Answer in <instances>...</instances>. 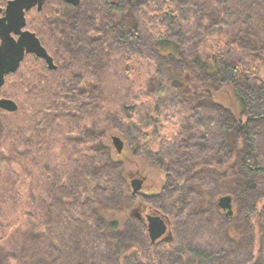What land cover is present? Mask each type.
<instances>
[{
    "label": "trees",
    "instance_id": "trees-1",
    "mask_svg": "<svg viewBox=\"0 0 264 264\" xmlns=\"http://www.w3.org/2000/svg\"><path fill=\"white\" fill-rule=\"evenodd\" d=\"M101 7L102 18L88 16L84 26L103 30L106 43H111L115 52L125 56L132 52L136 59H157L158 75L149 80L145 90L155 101L149 112L137 119L144 124L148 118L157 122L160 115L182 118L180 138L175 143H162L157 151L144 148L166 171L167 181L160 193L155 190L146 200L156 198L162 210L168 205L171 213L180 217L186 203H196L211 186L213 192L215 179H227L241 205L238 223H246L247 230L232 244L215 228L221 240L212 245H186L172 252L147 247L145 255L140 254L145 247L135 251L127 226L121 229L118 222H109L105 217L106 211L125 206L118 205L121 196L131 200L124 195L118 164L112 158L107 160V130L114 124L121 125L135 109L124 103L122 113L109 111L104 115L105 119H113L103 123L109 128H101L96 150L91 149L97 154L96 180L106 179V184L98 185L96 192L88 195L83 183L90 172L82 168L67 187L83 218L80 229L60 237L56 245L54 234L40 233L31 224L18 237L10 238L5 244L10 247L7 251L0 248V264H88L76 256L74 248L79 246L91 254V264H264V206L258 208L264 200V36L258 33L260 22H264V0H103ZM83 37L87 46L83 43L79 55L99 57L97 47H93L99 40L92 41L86 33ZM192 99H197V105L206 103L213 109L201 111ZM190 103L193 105L188 110ZM131 133L125 131L127 141L133 138ZM83 154L87 155V150ZM92 163L88 164L90 170ZM211 166L214 175L203 179V171L211 170ZM197 207L193 205L188 215L197 213ZM47 214L48 232L51 213ZM256 226L261 246L254 256ZM243 239H247L248 252L243 250ZM132 255L137 260H132Z\"/></svg>",
    "mask_w": 264,
    "mask_h": 264
},
{
    "label": "rangeland",
    "instance_id": "rangeland-1",
    "mask_svg": "<svg viewBox=\"0 0 264 264\" xmlns=\"http://www.w3.org/2000/svg\"><path fill=\"white\" fill-rule=\"evenodd\" d=\"M7 1L10 0H0V8L5 9ZM42 2L43 0H38L37 3L35 1L31 8L37 6L41 9ZM102 4L103 0H79L77 6L66 0H51L46 3L42 12L33 9L31 13V8L24 12L25 26L21 32H29L37 38L41 47L52 58L56 69L50 70L46 60L33 53L25 54L17 72L5 76V83L0 91V99L11 100L18 107L16 112L0 109V244L4 243L0 248L7 251L10 247L5 244L10 238L13 235L18 237L31 224L40 233L54 234L56 245L60 242V237L80 229L78 226L83 218L79 217L80 211L75 207L72 190L67 187L71 177L82 168L90 172H85L87 178L83 183L88 195L94 194L98 185L106 184V179L101 182L96 180V138L101 128H109V125L104 126L103 123L112 117L105 119L104 115L109 111H112L110 114L122 113L124 103L134 105L135 109L133 115L124 117L121 125L114 124L107 130V160L112 158L118 164L120 179L124 181V195H128L131 200L129 202L121 196L118 205L125 206L106 211L107 220L118 222L121 229L127 226V236L135 242V251L139 247H145L143 253H140L144 255L148 252L147 247L172 252L186 245H212L221 240L219 233L215 235V228L228 244L238 242L243 238V231L247 227L246 223H238L241 220V205L227 179H215L217 184L212 189L213 192L211 186L210 192L203 191L204 196L197 199L198 203H186L184 214L180 217L172 214L168 205L166 210H162V204H158L156 198L146 200V196H151L155 190L160 193L167 183L164 175L166 171L151 159L147 150L150 148L151 151H157L162 143H175L180 138L182 118H164V115H160L157 122H151L148 118L144 124L137 119L140 114L148 113L155 101L147 96L145 90L149 80L158 75L157 59H136L129 51L126 56L123 52H115L111 43H106L103 30L84 26L83 22L88 16H94L96 20L102 18ZM8 5L9 2L6 11ZM95 24L98 25V22ZM24 29L28 31H23ZM258 29V33L264 36V22H260ZM83 33L94 42L99 40L93 46L97 47L99 57L89 59L79 55L83 43L87 42ZM77 42L81 44L78 46ZM162 70L163 68L160 71ZM262 72L264 76V71ZM197 99H192L195 104ZM205 104L195 106L201 107L204 112L213 109L210 104ZM192 105L190 103L187 109H191ZM102 112H105L103 119ZM126 130H130L133 136L128 141ZM115 137L123 143L120 153L113 142ZM85 150L87 155L83 154ZM262 154L264 155V144ZM87 162L89 166L93 162L91 170ZM212 175L213 166L211 170L203 171L201 177L209 179ZM229 175L230 173L227 178ZM133 180H144L141 190L135 196L131 184ZM83 187L81 189L84 193ZM226 197L231 198V216L218 204L220 199ZM193 205H198V212H194L191 217L187 212ZM263 206L264 200H261L258 208L262 209ZM48 212L51 215L50 230L47 232L49 228L45 222H48ZM148 216L160 217L167 226L166 233L154 243L149 237ZM255 221L256 219L252 220V224ZM257 228L258 226L255 229L254 256L258 255L261 246ZM68 239L74 240L72 237ZM70 240L67 242L72 244ZM243 243L244 252H248L250 249H246L247 239H243ZM116 246L112 245L113 248ZM74 250L80 259L88 264L93 262L91 254L80 246ZM21 253L23 254L22 251ZM132 260H137L134 255Z\"/></svg>",
    "mask_w": 264,
    "mask_h": 264
},
{
    "label": "water",
    "instance_id": "water-1",
    "mask_svg": "<svg viewBox=\"0 0 264 264\" xmlns=\"http://www.w3.org/2000/svg\"><path fill=\"white\" fill-rule=\"evenodd\" d=\"M66 1L76 6L79 4V0ZM34 5L35 0H15L9 2L6 11L7 16L0 21V91L5 83V76L17 72L25 54L33 53L46 60L50 70L56 69L52 58L47 55L37 38L29 32H21V29L25 26L24 12ZM12 32L20 36L18 41H15L11 37ZM0 109L7 112H16L18 107L11 100L0 99ZM113 142L115 148L120 153L123 148L122 141L115 137L113 138ZM143 182L144 180H133L131 182L134 196L141 190ZM218 204L220 208L227 212V215H232L230 197L220 199ZM147 220L149 237L151 242L154 243L166 233L167 226L160 217L148 216Z\"/></svg>",
    "mask_w": 264,
    "mask_h": 264
},
{
    "label": "flooded vegetation",
    "instance_id": "flooded-vegetation-1",
    "mask_svg": "<svg viewBox=\"0 0 264 264\" xmlns=\"http://www.w3.org/2000/svg\"><path fill=\"white\" fill-rule=\"evenodd\" d=\"M10 1L13 2V0H10ZM10 1H7V2H6V4H5V9L0 8V21H1L2 19H4L5 16H6V7H7L8 2H10ZM14 1H15V0H14ZM35 1H36V3H37L38 0H35ZM48 1H51V0H43V2H42V8H41V9H38L37 6H36L35 8H33V9H35L37 12H42V11H43V7L46 5V3H47ZM33 9L31 8V11H30L31 13L34 11ZM26 13H29V12H26ZM5 24H6V23H5ZM23 31H28V29H24ZM11 37H12L15 41H17L18 38H19V36H17L14 32H12ZM0 44H1V40H0ZM160 241H161V240H160Z\"/></svg>",
    "mask_w": 264,
    "mask_h": 264
}]
</instances>
